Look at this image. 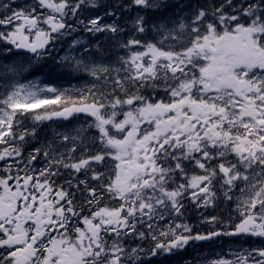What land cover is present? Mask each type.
Segmentation results:
<instances>
[{"label": "snow or ice", "instance_id": "snow-or-ice-1", "mask_svg": "<svg viewBox=\"0 0 264 264\" xmlns=\"http://www.w3.org/2000/svg\"><path fill=\"white\" fill-rule=\"evenodd\" d=\"M0 264H264V0H0Z\"/></svg>", "mask_w": 264, "mask_h": 264}]
</instances>
